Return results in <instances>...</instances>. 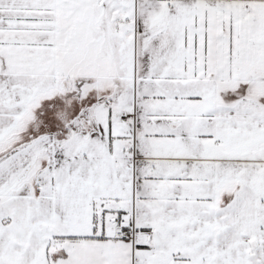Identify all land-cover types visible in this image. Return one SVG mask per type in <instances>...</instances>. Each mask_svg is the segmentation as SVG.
<instances>
[{"label": "snow or ice", "instance_id": "snow-or-ice-1", "mask_svg": "<svg viewBox=\"0 0 264 264\" xmlns=\"http://www.w3.org/2000/svg\"><path fill=\"white\" fill-rule=\"evenodd\" d=\"M0 264H264V0H0Z\"/></svg>", "mask_w": 264, "mask_h": 264}]
</instances>
